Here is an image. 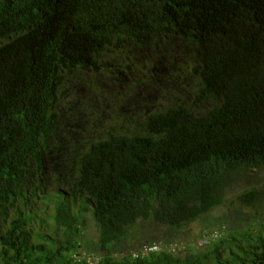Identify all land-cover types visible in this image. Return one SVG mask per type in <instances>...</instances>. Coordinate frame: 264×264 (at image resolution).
I'll list each match as a JSON object with an SVG mask.
<instances>
[{
	"label": "trees",
	"instance_id": "1",
	"mask_svg": "<svg viewBox=\"0 0 264 264\" xmlns=\"http://www.w3.org/2000/svg\"><path fill=\"white\" fill-rule=\"evenodd\" d=\"M76 79L89 109L73 101L70 129ZM261 172L264 0H0V264H264L260 213L233 231L206 217Z\"/></svg>",
	"mask_w": 264,
	"mask_h": 264
},
{
	"label": "rangeland",
	"instance_id": "2",
	"mask_svg": "<svg viewBox=\"0 0 264 264\" xmlns=\"http://www.w3.org/2000/svg\"><path fill=\"white\" fill-rule=\"evenodd\" d=\"M116 77H120L121 79H124L125 80L124 84H126L127 80L125 77V73L122 70H118L116 72V75H114V78L111 81H114V79H116ZM119 85H120L119 82H117V83L109 82L108 88L113 89V90H118V89H120ZM101 88L103 89L104 86H101ZM85 89H87L86 86H85ZM64 90L67 91L66 95H67V97L69 96V98H64L62 100V102L60 103V106H59L60 107L59 112L62 113V117H64V120H65L64 122L70 121V124H71L70 129H72V127L76 126V125H74L75 123H72L74 114L69 113V112L65 113V110L68 108H70L72 110L78 109L77 105L73 104V101L75 99H78L80 103L85 102L84 106L87 109H89V107L87 106L85 99H83V96L85 97L84 85L82 86V82L79 79H76V81L68 82V85ZM144 94L148 96L151 94H156V92L155 91L152 92L151 90H149L148 93L145 92ZM164 98H165L164 96L160 97V100L165 101ZM167 98L172 99L170 97H167ZM153 100H159V99H158V97H154ZM103 101L104 102H99L98 111L101 112L102 114H105L107 117L108 116L107 113L109 111L111 112V114H113V111L116 110L117 108L114 109L111 106H109L107 100H103ZM119 104H120V106H119L120 112H123L125 114L131 113L130 112L131 104L128 101V99L125 98V99L121 100L119 102ZM82 106H83V104H82ZM90 109H91V107H90ZM84 110H85V108H84ZM144 110H147V109H144ZM81 117H80V119H81L80 124H85L84 120H86L87 118L85 117L82 120ZM254 187H257L259 189L264 188V172H261L258 175L255 173H250L247 178H239L234 183H232L229 186V188L226 190L225 201L222 204V206L217 208V209L212 210L206 216L207 219H210V221H211L212 229H218L220 226L216 227V224L221 225V223H222L221 228L224 227L223 231L224 230L225 231H233V228L235 230H240L242 227L241 222H240L241 216L251 217L253 214H259V213L261 214L262 220L264 222V197L261 201V204L259 206H257L255 210L252 208L243 207L242 204L238 203V201L236 199L239 196V194H241L242 192H244L246 190H249L250 188H254ZM51 214H52V206H48L45 210L44 216H50ZM42 217L43 216H40V218H42ZM204 218L205 217H202L201 219H198L197 221L186 226L185 230L183 231L184 235L185 234L187 235L186 239L184 240V243H185V244H183L184 247H187V246L194 247V244L195 245L201 244V242H199V237L201 235V232L204 229H206V227H204V226H206ZM39 219L33 223L34 229H37L41 226L39 224ZM85 220H86V225H85V228L83 230L82 237H83L85 242L92 243V242L96 241V239L98 237V228H97V225L94 221V218L91 216L90 213L86 215ZM239 225H241V226H239ZM42 228H44V227H42ZM48 230H49V228H48ZM132 233H137V230L136 229L132 230L130 232V234H132ZM224 251L222 252V255L226 256V252H224Z\"/></svg>",
	"mask_w": 264,
	"mask_h": 264
},
{
	"label": "built area",
	"instance_id": "3",
	"mask_svg": "<svg viewBox=\"0 0 264 264\" xmlns=\"http://www.w3.org/2000/svg\"><path fill=\"white\" fill-rule=\"evenodd\" d=\"M203 242H201V244H202ZM204 243H206V241H204ZM157 249V247H152V248H150V250H156Z\"/></svg>",
	"mask_w": 264,
	"mask_h": 264
}]
</instances>
